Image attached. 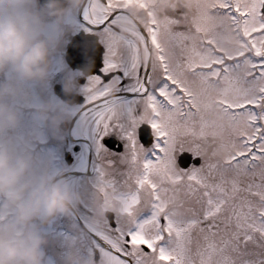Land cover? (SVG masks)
Returning a JSON list of instances; mask_svg holds the SVG:
<instances>
[{"label": "snow or ice", "instance_id": "1", "mask_svg": "<svg viewBox=\"0 0 264 264\" xmlns=\"http://www.w3.org/2000/svg\"><path fill=\"white\" fill-rule=\"evenodd\" d=\"M69 22L104 45L79 126L126 139L122 179L98 169L86 257L264 264V0H83ZM12 214L0 197V228Z\"/></svg>", "mask_w": 264, "mask_h": 264}, {"label": "clouds", "instance_id": "2", "mask_svg": "<svg viewBox=\"0 0 264 264\" xmlns=\"http://www.w3.org/2000/svg\"><path fill=\"white\" fill-rule=\"evenodd\" d=\"M82 2L0 0V197L13 213L0 228V264H48L44 225L57 216L74 214L82 199L68 178L58 176L6 135L22 121V102L33 105L41 121L58 126L65 119L66 108L54 99L36 98L33 88L50 81L69 17ZM87 70H69L65 91L76 90L78 75ZM69 259L71 264H100L74 252Z\"/></svg>", "mask_w": 264, "mask_h": 264}, {"label": "flooded vegetation", "instance_id": "3", "mask_svg": "<svg viewBox=\"0 0 264 264\" xmlns=\"http://www.w3.org/2000/svg\"><path fill=\"white\" fill-rule=\"evenodd\" d=\"M150 2L155 4L151 0ZM141 14H143L142 10H139V6L137 5V11L132 13L126 23L134 22L136 16ZM81 33L92 35L83 29H77L74 27L73 30L67 34L65 39L66 42L63 43L57 53V66L53 71L49 86L57 98H59L57 95L58 89L65 91L63 83L68 71L73 70L78 72L80 70V68L69 65L65 56L69 42L75 35ZM96 40L100 47L101 58L98 61V64H96L97 62L95 61L91 62L89 59H82L79 61L81 64H88L93 67H90L89 70L85 71L83 74L78 75L79 83L77 89L71 92L78 93L84 98L85 95L81 91V85L86 82L87 76L92 71L102 70L104 62V45L98 39ZM60 62L66 63L67 70L62 68ZM65 104L67 105V107H65L67 109L65 119H63L58 126L49 121H45L43 122L44 124L40 125V127H42L43 137H40V140H35L36 144L39 145V149H34V151L46 152L51 150L53 154L50 158L53 164H56L55 173L58 176H66V178H68L79 190L84 183L82 178L89 179L88 184H90V193L93 191L96 192L93 198V200H96V196H99L97 188L98 169L102 165L109 160L114 161V164L110 168V174L117 179H122L123 169L126 165L123 163L121 157L126 151V139L115 132H111L100 139L99 144L102 145V147H98L95 134L89 133L79 126L78 112L79 106L81 105L75 109L76 105ZM138 132L141 141L146 146L150 145L153 140L151 126L145 122L140 126ZM74 172H76V174L70 175ZM86 204L80 201L74 214L57 216L58 223L56 228H52L49 232H60L63 235L71 237V245L72 248L76 250L77 255H79L81 251V254L84 253L86 255L85 245L93 238V233L90 228L92 219H83L79 215V211L89 210ZM51 225V227H53V223Z\"/></svg>", "mask_w": 264, "mask_h": 264}, {"label": "rangeland", "instance_id": "4", "mask_svg": "<svg viewBox=\"0 0 264 264\" xmlns=\"http://www.w3.org/2000/svg\"><path fill=\"white\" fill-rule=\"evenodd\" d=\"M152 2L155 3V0H151ZM75 25L70 24V27L66 33L67 34L73 30ZM66 40L64 41V43ZM62 65V68L64 70H67V65L66 63L60 62ZM50 81L46 85H36L33 88V95L36 98L40 99H54L58 105L62 107H67L65 103L60 98H57L54 93L51 91L50 86ZM79 105L75 106V109L78 108ZM22 107V121L20 125L15 128L10 130L6 135L10 136L14 142H16L18 145L27 147L29 150H31L36 157L38 158L39 162L42 163L43 165L49 167L52 171H56V167L53 164L51 160L52 156V151H38L35 152V150L39 149V145L36 144L35 140H40V137H43V131L42 127H40L41 124H44L43 122L37 118L36 112L34 109V106L28 103H21ZM59 110V108L57 109ZM217 112L219 110H216ZM49 122H51L49 120ZM35 141V142H34ZM47 149V148H44ZM82 181H84L83 185H81L80 192L82 194L81 202H84L89 210L85 211H79V215L83 219H92L95 215L93 209L96 206V203L99 199V196H96V200H93L95 193L96 192H91L90 193V184H88L89 179L82 178ZM96 191V190H95ZM53 223V227H51ZM58 223L57 217L51 221L49 224L44 226V230L46 232L52 230V228H56V225ZM72 238L68 237L66 235L61 234L60 232H53L48 234V241L46 243V252H47V262L48 264H71V261L69 259L70 253H76V250L72 248V243H71ZM82 252V251H81ZM80 256L86 257L84 253L81 254ZM77 254V253H76Z\"/></svg>", "mask_w": 264, "mask_h": 264}, {"label": "water", "instance_id": "5", "mask_svg": "<svg viewBox=\"0 0 264 264\" xmlns=\"http://www.w3.org/2000/svg\"><path fill=\"white\" fill-rule=\"evenodd\" d=\"M100 58L99 44L92 35H85L83 33L76 35L68 45L66 59L72 67L89 70L90 67H93L92 65L81 64L79 61L82 59H89L91 62L95 61L97 62L96 64H98ZM57 94L64 102L69 104H81L84 101V98L77 93L66 92L58 89Z\"/></svg>", "mask_w": 264, "mask_h": 264}]
</instances>
